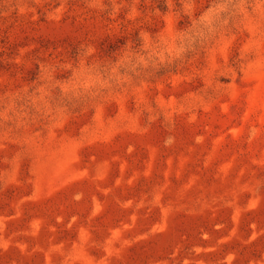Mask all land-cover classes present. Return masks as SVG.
<instances>
[{
    "label": "rangeland",
    "instance_id": "obj_1",
    "mask_svg": "<svg viewBox=\"0 0 264 264\" xmlns=\"http://www.w3.org/2000/svg\"><path fill=\"white\" fill-rule=\"evenodd\" d=\"M0 264H264V0H0Z\"/></svg>",
    "mask_w": 264,
    "mask_h": 264
}]
</instances>
